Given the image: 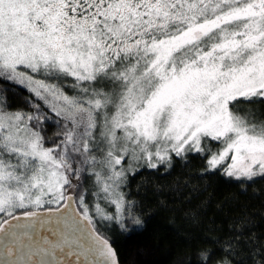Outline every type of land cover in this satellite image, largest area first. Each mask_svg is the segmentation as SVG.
Masks as SVG:
<instances>
[{"label":"snow or ice","instance_id":"obj_1","mask_svg":"<svg viewBox=\"0 0 264 264\" xmlns=\"http://www.w3.org/2000/svg\"><path fill=\"white\" fill-rule=\"evenodd\" d=\"M0 86V264H119L96 221L142 226L123 189L173 156L264 179V0H0ZM229 231L188 264H264L249 216Z\"/></svg>","mask_w":264,"mask_h":264},{"label":"trees","instance_id":"obj_2","mask_svg":"<svg viewBox=\"0 0 264 264\" xmlns=\"http://www.w3.org/2000/svg\"><path fill=\"white\" fill-rule=\"evenodd\" d=\"M7 87L12 90V110L24 111L27 106L13 93L34 99L19 85L8 82ZM65 90L72 94L70 88ZM258 107L264 112V105ZM44 110L46 116L56 119ZM50 124L42 123L46 136L56 130ZM85 190L91 198V182L85 183ZM123 190L134 204L132 215L139 216L143 225L135 227L125 216L123 229L117 223L104 230L97 226L112 244L120 264H188L197 249L213 247L216 237L223 240L231 236L229 224L245 215L251 218L256 236L264 241V179L241 186L240 181L224 175L222 168L208 170L205 155L193 152L183 159L173 156L171 167L141 168L130 176ZM186 213H198L199 224L193 225L185 218ZM243 247L247 252L248 247ZM220 255L217 248L213 259Z\"/></svg>","mask_w":264,"mask_h":264},{"label":"rangeland","instance_id":"obj_3","mask_svg":"<svg viewBox=\"0 0 264 264\" xmlns=\"http://www.w3.org/2000/svg\"><path fill=\"white\" fill-rule=\"evenodd\" d=\"M19 86H21V85H19ZM21 87H23V86H21ZM24 88V87H23ZM40 103V105H41V110H42V114L43 115H45L46 113H45V110H44V106H43V103L42 102H39ZM44 107V108H43ZM47 109V108H46ZM48 110V109H47ZM23 111V110H22ZM24 111H27L26 113H32V111H33V109H32V107L30 106V105H27L26 107H25V110ZM49 115H52V116H54V114H52V113H50L49 112ZM55 117V116H54ZM52 122L53 120H52V118H49V122ZM43 123V122H42ZM215 148H216V145H213V151H215ZM208 158V157H207ZM161 166H164V165H161ZM141 168H145V167H141ZM140 168V169H141ZM94 190V189H93ZM86 202L88 203V205H89V207L90 208H94V205H95V203H96V198L95 197H93V195H92V192H91V198H88L87 196H86ZM100 203H101V207L103 208V209H105V210H107L110 214H114V212H115V209H114V207H112V206H110V205H107V204H105L103 201H100ZM93 215L95 216V213L93 212ZM124 219V218H123ZM96 223H97V226L100 228V229H102V230H104V229H106L110 224H113V223H116L115 221H100V220H98L97 219V221H96ZM97 227V228H98ZM99 229V233H100V235H102V231ZM104 237V236H103Z\"/></svg>","mask_w":264,"mask_h":264},{"label":"water","instance_id":"obj_4","mask_svg":"<svg viewBox=\"0 0 264 264\" xmlns=\"http://www.w3.org/2000/svg\"><path fill=\"white\" fill-rule=\"evenodd\" d=\"M111 246H112V244H111ZM113 247V246H112ZM114 249V248H113ZM115 250V249H114ZM116 252V251H115ZM118 258V257H117ZM119 261V260H118ZM120 264V263H119Z\"/></svg>","mask_w":264,"mask_h":264}]
</instances>
